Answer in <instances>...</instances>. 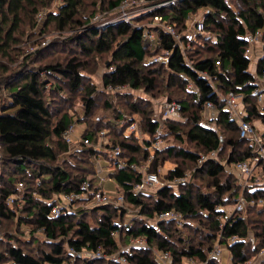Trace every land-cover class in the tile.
Returning <instances> with one entry per match:
<instances>
[{"label": "trees", "instance_id": "16d2710c", "mask_svg": "<svg viewBox=\"0 0 264 264\" xmlns=\"http://www.w3.org/2000/svg\"><path fill=\"white\" fill-rule=\"evenodd\" d=\"M106 1L108 5L102 11L114 12L123 0ZM150 1L153 6L165 5L135 18L131 23L114 22L103 28L92 23L96 13L88 19L85 16L76 19L82 0H62L58 12H51L47 17L49 23L56 22L61 30H66L73 22L80 26V34L65 44L74 43L83 55L89 57L94 52L111 55L110 63L107 62V69L102 75L105 89L127 87L128 92L122 93H109L106 90V93L117 97L122 94L132 116H119L122 117L120 121L125 123L121 129L126 134L125 138L118 141L116 138L113 143H108L106 150L109 152L105 154L113 166V171L108 174L109 179L115 182L117 192L124 195L125 205L129 203L140 208L137 216L128 217L125 209L113 207L82 209L60 215L52 213L56 205L55 194L78 192L84 182H90L93 187L100 183L98 171L90 163L89 157L94 158L102 151L95 148L79 151L81 155L76 158L85 162L86 167L70 165L77 172L75 174L64 168L63 164H68L66 160L59 164L60 160L75 154L70 155V146L63 136L73 124L74 117L58 115V110L45 98L49 89L50 92L60 91L58 84H65L68 92H79L83 96L86 120L97 105L93 96L97 90L90 88L88 83L93 82V74L88 72L89 65L75 55L65 59V62L47 64L25 73L22 70L12 71L9 63L0 62L1 86L8 92L10 104L28 107L27 110L0 113V221L17 219L18 223L33 226L35 232L43 234L45 244L51 247V253H43L42 259L38 260L12 245L15 240L11 238L7 242L9 248L6 253H0V263L7 260L11 264H65L75 257L70 251L72 249L77 254L102 251L106 256H114L120 253L127 264H161L153 254L154 246L158 252L172 255L171 264H222L219 259L210 256L215 247L220 245L230 250L233 264H244L264 251V206L257 210L261 219H250L243 211L229 214L226 209L234 206L240 198V191L235 186L220 181L226 173V165L253 159L257 153L250 143L240 139L238 125L228 120L219 97V94L227 95L230 92L243 94L248 108L246 119L251 121L259 117L258 120L262 118L264 122V116L256 105V97L253 96L257 86L255 75L250 71L251 59L248 56L250 37L264 29V0ZM39 2L43 3L42 7L45 6L43 0H0L2 56H10V43L16 42L15 34L23 24V17L29 10L37 13ZM198 14L203 15L205 30L203 33L189 32L188 19ZM156 17L162 18L164 23L182 35L183 43L190 46L185 54L167 32L143 24L148 19L152 22ZM152 32H156L154 40L147 37V33ZM193 36L204 38L209 56L192 54L191 44L195 42ZM262 41L264 43V33ZM166 51L169 52L167 62L153 61L155 56L164 55ZM256 70L257 74L264 70V55L258 60ZM190 84L192 87L189 88ZM159 89L163 90V94L168 93V101L182 105V115L188 123L164 121L161 124L154 120L149 107L152 109L155 92ZM182 91H185L191 102L179 98ZM147 96L149 99H146ZM130 97L137 100L131 103ZM208 101L221 110L216 121L217 131L202 121L204 106ZM106 106L112 107L109 103ZM92 122L97 124L95 120ZM134 122L139 123L142 133L148 137L142 143L138 142L137 132H129ZM159 127L162 135L157 136ZM183 127H186L185 135L181 132ZM101 132L104 131L88 128L82 138L92 140L95 146ZM181 134L200 152L176 146L153 150L154 142L158 139L167 142L168 137L173 135L182 141ZM105 138H108L107 132ZM223 142L231 149L226 164L210 160L196 171L213 179L215 189L212 193L194 194L192 186L187 183L181 185L178 191L168 186L137 194L134 189L142 182V174L129 168H117V160L139 164L135 155L143 153L147 161L154 155L155 160L150 163L149 171L160 175L159 155L166 152L169 156L174 155L196 165L201 154L219 151L221 157ZM242 145H248L247 149H243ZM12 148H20L28 153L14 154ZM259 166L264 167V159ZM89 175L92 177L88 179ZM184 176L183 169L177 166L167 171L165 179ZM19 184H23V189H20ZM20 195L22 201L18 198ZM10 198L13 199L12 203L8 202ZM144 198L155 201L147 204ZM245 200L248 205H251V201H264V187H249ZM170 209L181 213L183 220H153L156 213ZM247 211L250 212L246 208ZM126 218H130V223H125ZM188 220L203 221L202 224L207 228V231L203 230L205 235L198 244L182 237L172 240L176 238L180 225L185 228L193 226ZM139 238L146 240L147 246L131 247V241ZM232 238L237 240L230 243ZM123 248L124 251L121 250ZM108 261L122 264L109 258Z\"/></svg>", "mask_w": 264, "mask_h": 264}, {"label": "rangeland", "instance_id": "374dc122", "mask_svg": "<svg viewBox=\"0 0 264 264\" xmlns=\"http://www.w3.org/2000/svg\"><path fill=\"white\" fill-rule=\"evenodd\" d=\"M40 1V0H39ZM45 3V6L42 7L43 3L39 2L37 6V13L43 15V19L40 21L39 20V14L33 13L32 10H29L28 14L23 17V24L19 31L15 34V40L16 42L10 43V49L8 50L10 54V58L8 59L7 57L2 56L0 54V62H7L10 64V67L12 71H17V70H22L25 73L28 70L31 69H38L39 67H44L47 64H56L59 62H65V59H70L77 55L79 59L82 62H85L86 65H89L88 71L92 75V81L93 82H88L89 87L92 88L95 91V94L93 95L94 98H96V107L92 110L90 115L84 119L85 113H84V103L82 101V97L80 93L73 94L71 92H68L67 86L65 84H58L59 87L61 88L60 91L50 92V89L47 91L45 98H47L54 106L55 109L58 110L60 116L63 114H67L70 117H74L73 119V124L72 126L74 127L73 129V141L81 140L83 135L86 133V131L89 129L93 131H106L108 133V138L105 140L100 141L98 139V143L93 146V142L91 146H86L82 147L79 146L76 143H74L72 146H70V155L73 153L74 156L71 158L67 159H62L60 160L59 164H62L67 161V165H64V168H66L69 171H72V173H77L74 171L70 165L73 166H80V167H86L85 162H80V158H76L77 156H80V152L83 149H90V148H95L98 151H102L100 155H96V157H89L90 163L94 164L96 167L98 173L101 176H107L109 172L113 169V166L110 165V161L108 160V156L106 153V145L109 143H113L114 140L117 138L118 140H122L125 138L126 134L122 133V127L125 124L124 122H121V118L125 115H128L130 118V115L132 116L131 111L128 109L129 105L126 104V100L124 96L116 95L113 94H108L106 93V90L103 86V81H102V75L107 69V62L110 63L111 60V55L110 54H98L96 52L92 53L89 57L83 55L81 50L75 46L74 43L69 42V44H65V42H68L69 39H72L76 37L77 35L80 34L81 28L80 26L76 23H72L67 27L66 30H61L58 28V25L56 22H51L47 20V17L49 13L51 12H58L59 5L62 2V0H43ZM108 5V1L104 2V0H82L81 7L79 8V15L77 16L76 19L78 18H83L84 16L87 17H92L94 13L96 15H100L102 17H111L115 15V12L111 11H102L105 10V8ZM98 9V10H97ZM37 14V15H36ZM95 15V16H96ZM93 16V17H95ZM202 14H198L195 17L192 18V21L189 22L193 24L194 20H200L202 19ZM200 17V18H199ZM85 19V20H86ZM155 20L151 22L150 19L146 20L143 22L144 25H153ZM189 28H193V25H190ZM194 32V30H193ZM43 33V34H42ZM194 37V36H193ZM193 44L192 46V54H200L202 57L209 56L207 52V42L204 40V38H200V36L194 37ZM40 49V51H36L37 49ZM45 48V49H42ZM250 48V47H249ZM262 54V51L258 48L254 50V55L258 58ZM200 55H197L199 57ZM158 56H161L158 55ZM255 57V60H256ZM250 71L255 75L257 72L256 70V64L254 61H251V66H250ZM88 73V75H89ZM87 74V72H85ZM1 76V73H0ZM257 75H255L256 77ZM163 78L167 79V76H164ZM89 80V79H88ZM93 83L95 86H93ZM2 82L0 80V113L1 112H14L19 109H24L27 110V106L24 104L18 105V106H13L10 104V97L8 95V92H6L3 87L1 86ZM192 87V84H190L189 88ZM96 88V89H95ZM173 89H171L172 91ZM173 91H177L176 89ZM128 92V90L124 91ZM185 91L180 92L179 98L181 99H186L188 102H191L192 100L184 94ZM155 97L154 103L158 102L159 99H161L160 103H164L165 101L168 100V93L163 94V90L159 89L157 92H155ZM159 97V98H158ZM129 101L131 103H134L136 99L130 97ZM146 99H149L147 96ZM256 105L261 114L264 116V94L263 97L260 99V101L256 98ZM106 103H109L112 105L111 108H108L106 106ZM153 103V107H149L150 110L153 111V117H155V113H159V109L155 107ZM9 104V105H8ZM208 115L207 113H203V118L202 121L208 125L211 128L217 129L218 125H214L213 123H210L208 120ZM119 116H122L119 118ZM259 117H254V120H251L253 125H255V128L258 132V134H264V122L261 120H258ZM92 120L97 121V124H93ZM127 120V119H125ZM138 120V119H137ZM140 120V119H139ZM120 121V122H119ZM126 122V121H125ZM183 122L188 123L187 120H183ZM186 127H183V130L181 131L183 134L185 133ZM105 132V133H106ZM137 137L139 138V143H142L145 139L148 137L140 131L139 133H136ZM128 135V133H127ZM182 135V134H181ZM185 135V134H184ZM182 135L183 140L179 141L177 140L176 136L174 137L173 135H170L167 139V142H163L164 144L162 145V149L168 146H176V147H181V148H186L190 149L192 151H199V149L196 148L195 145L189 143L187 139ZM224 143L223 150L221 151V157L219 156V160L226 164L225 162L227 161L228 156L231 153V149L226 147V143ZM243 149H247L248 145H242ZM11 151L14 154L18 153H25L27 154L28 152L20 149V148H12ZM255 151V150H254ZM78 152V153H76ZM109 152V151H108ZM1 154V151H0ZM98 154V152H97ZM135 157L139 160V167L140 168H147L150 164L147 163V158H144L143 153L135 155ZM1 158V157H0ZM88 159V156L85 157ZM150 159V157L148 158ZM155 160V158H154ZM159 160V170L158 172L160 173L161 177L165 179L166 173L169 169H172L174 167H181L185 173V178L187 180V183L192 186L194 194L196 193H212L214 192V182L213 179H211L207 174L205 173H196L197 171V166L189 162L187 160H184L182 158H178L174 155L169 156L166 152L163 153L162 155H159L158 157ZM87 163V160H86ZM252 173L247 176L244 174H240L237 172L232 165H226V173H224V176L220 179L221 183L228 182L232 184L233 186L236 187L237 191H240V198L239 201L236 203V205H231L226 207L227 211L229 214L237 212V211H243V213H246L245 216H247L250 219H258V207L264 206V201L260 200L257 202L252 201L251 205H248L245 200V194L247 190L250 188H263L264 186V167L259 166V162L253 161L252 162ZM55 164V165H59ZM92 164V165H93ZM91 166V165H90ZM70 167V168H69ZM93 168V166H91ZM92 176L89 175L88 179L91 178ZM181 185L175 186L174 189L176 191L179 190ZM105 189L109 193H114L116 192V184L111 180V182H107L105 185ZM245 193V194H244ZM20 194H24V192H21ZM19 200H23L22 195H20ZM145 202L148 203H154L155 199H146L144 198ZM150 201V202H149ZM21 203L18 205V208H20ZM125 206V210L128 213V217H134L137 216L140 212L139 207H135L127 203ZM239 206L241 207L240 210L238 209ZM236 207V209H235ZM246 208L250 210V212H246ZM124 209V208H123ZM97 215H101L97 214ZM130 219V218H129ZM129 219L126 218L125 223H130ZM261 219V218H259ZM188 222L192 223L193 226L189 228H185L182 225L179 226V230L177 231V236L176 238L172 239L174 241L177 240V238L182 237L184 239H190L196 241V244L202 239V237L205 235L204 231H207V228L202 224L203 221H198V220H188ZM35 228L30 225H25L24 223H18V220H1L0 221V238H3L4 240H0V253L5 254L7 249L9 248V245L7 242L10 241L11 238L12 240V245H15L19 248H21L24 252L29 253L30 255L34 256L36 259H42V254L43 253H51V247H49L47 244L44 242V236L41 233L35 232ZM127 248V247H125ZM218 251H220L219 254V260L221 261L222 264H233L231 260V253L230 250L226 246H220L217 245L215 247ZM214 249V250H215ZM70 250V249H69ZM124 251V248L121 249ZM264 252V251H263ZM120 254V253H119ZM153 254L154 256L161 260V252H158L156 247L153 246ZM118 257L119 255H115ZM257 257V256H255ZM107 260H98L96 259H91L87 255H82L78 257H73L70 262H67L66 264H88L92 262V264H116L108 261V256L103 257ZM110 259V258H109ZM257 258H252L251 261L255 262ZM163 263L162 264H171L170 261H164L161 260ZM160 261V262H161ZM0 264H11V262L5 260L1 262ZM256 264H264V254H263V260H257Z\"/></svg>", "mask_w": 264, "mask_h": 264}, {"label": "built area", "instance_id": "2783aa9c", "mask_svg": "<svg viewBox=\"0 0 264 264\" xmlns=\"http://www.w3.org/2000/svg\"><path fill=\"white\" fill-rule=\"evenodd\" d=\"M229 2V0H226ZM165 4H159L157 6H153L151 4L150 0H123L119 7L114 11L116 14L115 17H102L100 15H96L92 18V23L99 25V27H106L107 25L114 23V22H127L131 23V21H134L135 18L147 14L153 10H155L157 7H162ZM193 17H190L188 19L187 25L188 28L190 25H193V28H189V32L195 33H203L205 30L204 23L202 19L200 20H194L193 24L189 23L192 21ZM200 18V17H199ZM43 19V15L39 14V20L41 21ZM155 22L151 27L159 28L165 32H167L179 45V47L182 49V51L185 52L190 46H186L183 43L182 35L179 34L175 28H173L171 25L166 24L163 22L162 18L156 17ZM150 26V25H149ZM264 33V29H261L257 31L253 36L250 37V48L248 50V56L250 57L251 61H254L257 65L258 60L263 57L264 55V43L262 41V35ZM147 37L149 39L154 40L156 38V32L147 33ZM258 48L262 51V54L258 56V58L254 55V50ZM168 51L165 52L164 55L161 56H155L153 58V61L156 62H167L168 60ZM256 57V60H255ZM188 62V61H187ZM217 64H220L219 62ZM188 65L192 66L191 62H188ZM203 76H205V73H202ZM257 75L256 78V88L253 91V96L256 97L259 101L263 97L264 94V70L262 73H255ZM249 84V83H248ZM127 90V87H108L107 91L109 93H122ZM219 97L221 101L223 102V111L226 113V116L229 121L234 122L238 125V131L240 139L245 140L246 142L250 143L254 147L255 152L257 153V156L253 159H249L242 162H237L232 165V167L239 172L240 174H244L249 176L252 173V162L253 161H261L264 159V134H258L255 125L249 120L246 119L248 117V108L247 105H245V97L243 94H236L235 92H230L227 95L219 94ZM161 101H158L155 103V107L159 109V113H155V121L160 122L163 124L164 121H174L179 122L183 121L184 117L182 115V105L179 102L176 101H165L164 103H160ZM264 108V106L262 105ZM205 113L209 114V122L216 124V121L218 120V116L221 113V110L211 101L206 102L205 106ZM159 127L156 131V135L160 136L162 135V130ZM73 129L74 127L71 125L64 133V139L66 143L69 146H72L74 143L77 142L79 146H91L92 142L90 139L81 138V140L73 141ZM213 130L217 131V129ZM141 131L140 125L137 122H134L130 128L129 132H137L139 133ZM99 140H105V132H101L99 135ZM163 141L161 139H158L154 142V149L160 151L162 150ZM217 161L222 163L219 160V151H212L207 154H201L197 160V169L201 168L207 161ZM154 161V155L150 156V159H148L147 163H151ZM226 163V162H225ZM117 168H129L132 171L140 172L143 176L142 182L139 185L135 186V192L138 193H147V192H153L157 189L165 188V187H172L178 185H184L187 184V180L185 177H178L173 180H164L160 177L159 174L153 173L149 171V166L147 168H140L137 163H128L126 161L117 160ZM111 170L110 172H112ZM253 174V173H252ZM99 177L100 183L99 185H91L90 182H84L80 190L78 192H72L69 194L59 195L55 194V203L56 205L53 207L52 213L54 215H60V214H67V213H75L79 210H86V209H93L98 207H113V208H124L125 209V197L122 193L116 192L109 193L105 189V183L108 182L109 177H102L99 173L97 175ZM20 189H23V184H19ZM98 188V189H96ZM13 199L10 198L8 202L12 203ZM252 202V201H251ZM236 205V204H235ZM236 209V207H235ZM240 210L241 207L239 206ZM237 210V209H236ZM154 221H182V215L181 213L177 212L174 209L161 211L155 214ZM237 239L232 238L230 239V243H234ZM131 247H146L147 241L144 239H136L132 240L130 243ZM71 253L75 257H80L82 255H87L91 259L96 258H103L106 257L102 253V251H98L97 253H91V252H85L81 254H77L74 250H70ZM220 251L217 249L213 250L211 252L212 258L219 259ZM263 254L262 251L257 257L254 256V258H257V260H263ZM119 256H108L112 260H118L122 264H127V260L122 255L118 254ZM161 260L164 259V261H172V255L169 252H162L161 253ZM159 260V259H158ZM160 260V261H161ZM256 260V261H257ZM159 261V262H160ZM256 261H249L245 262L244 264H256ZM163 263L162 261L160 262ZM66 264V263H65ZM195 264V263H192Z\"/></svg>", "mask_w": 264, "mask_h": 264}, {"label": "crops", "instance_id": "0c3cea01", "mask_svg": "<svg viewBox=\"0 0 264 264\" xmlns=\"http://www.w3.org/2000/svg\"><path fill=\"white\" fill-rule=\"evenodd\" d=\"M102 177H107V176H104V175H103ZM108 182H111V179H108ZM106 184H107V183H105V185H106Z\"/></svg>", "mask_w": 264, "mask_h": 264}]
</instances>
